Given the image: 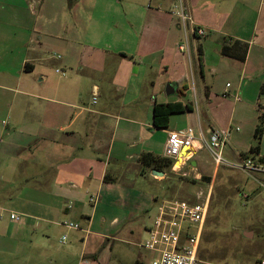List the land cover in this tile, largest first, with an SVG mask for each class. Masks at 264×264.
I'll list each match as a JSON object with an SVG mask.
<instances>
[{
    "label": "crops",
    "instance_id": "obj_1",
    "mask_svg": "<svg viewBox=\"0 0 264 264\" xmlns=\"http://www.w3.org/2000/svg\"><path fill=\"white\" fill-rule=\"evenodd\" d=\"M85 1L0 0V264H93L100 241L81 227L87 235L69 240L65 232L76 229L63 222L83 217L91 227L104 191L123 194L118 174L212 180L206 149L189 162L169 159L172 166L140 160L168 159L169 132L193 127L228 130L239 161L264 117V0H97L92 13ZM174 8L191 17L186 31ZM193 25L205 35H194ZM91 37L106 45L91 49ZM51 59L63 67L55 79ZM87 71L100 74L106 90L85 76V103L78 75ZM112 91L115 98L102 99ZM168 103L189 109L157 128L154 107ZM242 120L245 136L233 128ZM12 212L21 219L11 220Z\"/></svg>",
    "mask_w": 264,
    "mask_h": 264
},
{
    "label": "rangeland",
    "instance_id": "obj_2",
    "mask_svg": "<svg viewBox=\"0 0 264 264\" xmlns=\"http://www.w3.org/2000/svg\"><path fill=\"white\" fill-rule=\"evenodd\" d=\"M96 2L97 0L85 1L87 12L92 13L91 10L94 9ZM165 8L162 7L161 10L168 11ZM174 10L180 9L174 8ZM95 40L91 37L87 41L91 49L100 48L102 43L106 45V42ZM80 43L83 44L82 41ZM53 53L61 55L58 50ZM60 62L61 60L58 59H51L48 62L49 78L58 77L56 69H61L63 72ZM78 76L82 99L85 103H88L90 87L87 81H84L85 76L91 83L96 82L106 90L102 76L97 72L87 71V75L85 73ZM115 97L116 93L112 91L108 96L103 94L102 99ZM176 118L177 123L181 121L178 119L181 115L175 116L174 119ZM245 123L247 121L242 120L233 124V128L240 127L239 134L242 136L250 132ZM254 134L250 136L243 150L244 155L250 153V146L253 147L256 144ZM228 144L224 157L229 162L238 161L233 153L237 148L231 142V134ZM201 155H204L208 161H212L207 153L203 152ZM208 166L210 174L214 175L212 180L210 177L196 180L192 176H174L164 181H152L153 179L149 178L138 179L137 175L131 172L124 175L118 174L116 180L121 185L118 190L123 194L116 195L110 189L104 191V201L101 200L98 213L95 215L96 219L91 227L86 218L82 217L78 220L83 230L90 231L89 237L92 240L100 241L101 255L98 262L93 264H135L138 260L143 264H151V252L143 249L140 244L148 236V228L153 226L161 202L163 200L196 202L199 192L203 193L202 200L208 201V213L199 246V258L202 263L260 264L264 261V190L242 170L228 166H221L216 170L213 164ZM126 189H130L131 193H125ZM114 219L117 220L111 225ZM104 233H109L107 234L109 240L101 237ZM65 234L68 235L69 240L74 236L76 239L87 235L78 230L67 231ZM94 247L95 245L92 246ZM99 247L94 251H97Z\"/></svg>",
    "mask_w": 264,
    "mask_h": 264
},
{
    "label": "built area",
    "instance_id": "obj_3",
    "mask_svg": "<svg viewBox=\"0 0 264 264\" xmlns=\"http://www.w3.org/2000/svg\"><path fill=\"white\" fill-rule=\"evenodd\" d=\"M174 14L181 20L186 31L189 22L192 23L191 17L186 14L184 8L175 11ZM192 32L198 37H202L206 33L202 27L194 25ZM180 49L185 52L189 51L187 37ZM228 86L230 85L228 84ZM238 130L239 128H237ZM229 137L228 130L219 128H212L208 135L201 130L197 132L193 127L170 131L165 146V157L171 160L182 157L185 163L191 161L197 151L206 149L216 168L228 166L242 170L264 190V159L253 155L241 158L236 162H229L224 157ZM202 196L203 193L199 192L196 202L179 200H163L161 202L154 224L148 228V236L140 244L143 249L151 252V264H203L199 258V246L208 213V201L202 200ZM91 202L96 203L97 198H91ZM2 218L3 215L0 213V219ZM10 218L19 221L21 216L12 212ZM63 225L69 229H81L79 224L71 221H65ZM66 240L67 235H64L62 242ZM260 264H264V261Z\"/></svg>",
    "mask_w": 264,
    "mask_h": 264
},
{
    "label": "trees",
    "instance_id": "obj_4",
    "mask_svg": "<svg viewBox=\"0 0 264 264\" xmlns=\"http://www.w3.org/2000/svg\"><path fill=\"white\" fill-rule=\"evenodd\" d=\"M223 53L227 56H231L229 49L224 47ZM199 54L201 56L202 51L199 48ZM232 57V56H231ZM185 109H189V106L184 107L181 103H168V104H156L154 107V125L157 128L167 129L170 124V118L173 114H179L185 112ZM263 115L260 116L259 124L255 130L254 138L256 144L251 147L250 153L245 154V157L258 155L261 149V141L263 137ZM140 162L143 166H158V164L165 163L166 166H172V161L169 159L154 156L147 153L141 157ZM135 264H143L138 260Z\"/></svg>",
    "mask_w": 264,
    "mask_h": 264
},
{
    "label": "water",
    "instance_id": "obj_5",
    "mask_svg": "<svg viewBox=\"0 0 264 264\" xmlns=\"http://www.w3.org/2000/svg\"><path fill=\"white\" fill-rule=\"evenodd\" d=\"M172 86L169 84L168 85V88H167V94L168 95H170V94H172L173 92H174V90L172 89ZM154 176H156V177H159V176H163V173H161V172H158V171H154L153 173H152Z\"/></svg>",
    "mask_w": 264,
    "mask_h": 264
}]
</instances>
